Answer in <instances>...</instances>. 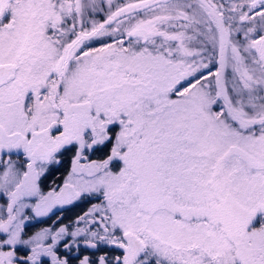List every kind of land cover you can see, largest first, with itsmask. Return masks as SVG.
<instances>
[{"label": "snow or ice", "instance_id": "obj_1", "mask_svg": "<svg viewBox=\"0 0 264 264\" xmlns=\"http://www.w3.org/2000/svg\"><path fill=\"white\" fill-rule=\"evenodd\" d=\"M108 3L89 25L96 0H0V157L24 158L0 160V264H70L81 247L100 254L79 264H264V0ZM94 194L85 227L24 238L25 209Z\"/></svg>", "mask_w": 264, "mask_h": 264}, {"label": "flooded vegetation", "instance_id": "obj_2", "mask_svg": "<svg viewBox=\"0 0 264 264\" xmlns=\"http://www.w3.org/2000/svg\"><path fill=\"white\" fill-rule=\"evenodd\" d=\"M115 3L123 4L125 0H114ZM123 1V2H122ZM227 1V0H226ZM117 5V6H119ZM115 6V7H117ZM114 7V10H115ZM88 14V13H87ZM98 18V19H97ZM94 19L100 21L99 16L94 15ZM91 21L88 22L90 25ZM97 42H91L89 46H95ZM74 155V152H66L63 156V163L58 167L50 170L44 177H42L40 181L41 191L47 193L51 189L57 187L58 185H62L65 177L68 175V172L71 170V159ZM100 158L99 154H89V159H98ZM11 159L13 162L17 164V166L22 167L24 158L22 155L12 154L10 157L8 155H3L0 157V160H8ZM86 161H82L84 163ZM0 168L3 169V164L0 163ZM58 190V189H57ZM103 200L102 194H94L91 197H84L81 200L75 202L73 205L65 206L63 209L57 208L54 209V212L49 214L47 217H35L32 210L25 209L24 214L30 217L29 220L26 221L25 234L24 237H29L39 231L41 228L51 227L53 231L58 229L61 226H68L69 231H72L76 227H85L86 225L81 223L77 225L76 220L77 217L83 215L87 212L94 204H99ZM32 203L35 201L32 200ZM6 206H7V198L0 194V217L6 216ZM55 222V223H54ZM89 227H95L94 225H87ZM67 242V238L65 241L57 243L55 246V251L58 256L61 258H65L67 250L64 248V243ZM47 243H51L49 239ZM19 250L17 251V256H26L28 251L23 249L22 246H18ZM104 252H107L110 257H114L117 255H121L120 250L115 248H103ZM88 254L93 259L98 256L100 253L95 252L94 250H88L81 247L80 251L77 253L76 249H72L71 256L68 257L70 264H79V258H82L83 255ZM41 264H51V257H41Z\"/></svg>", "mask_w": 264, "mask_h": 264}, {"label": "rangeland", "instance_id": "obj_3", "mask_svg": "<svg viewBox=\"0 0 264 264\" xmlns=\"http://www.w3.org/2000/svg\"><path fill=\"white\" fill-rule=\"evenodd\" d=\"M85 2H87V0H85ZM123 2V1H122ZM218 2H222V3H227L226 0H218ZM120 3L116 2L114 0H112V8L111 10L114 11V7L119 5ZM96 11L93 12L91 9L88 10V14L86 15L85 19L87 22L89 21H93L94 19V15L95 16H99L101 19L100 21H102L103 19H105L110 11L109 9V3L108 0H96ZM98 19V18H97ZM97 21V20H95ZM234 40H236L237 42L243 43L244 42V37H243V33H239L238 35H234ZM103 42L104 43H108L111 42V37H105L103 38ZM100 43L97 42V44L95 46H89V47H99ZM211 45H209V51H211ZM218 59V56H214L213 57V62L210 64V69L214 72L216 67H218V64L215 63V60ZM205 62L207 61V56L205 57ZM204 75H207V71L205 70L203 72ZM226 79L230 82L232 79V71L231 68H228L226 70ZM230 86V84H229ZM0 171H2V169L0 168ZM25 239H27L28 237H24ZM24 249V248H23ZM8 250V249H5Z\"/></svg>", "mask_w": 264, "mask_h": 264}]
</instances>
